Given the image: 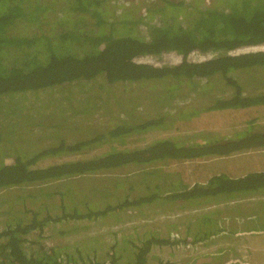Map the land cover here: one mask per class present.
I'll list each match as a JSON object with an SVG mask.
<instances>
[{
  "label": "trees",
  "instance_id": "obj_1",
  "mask_svg": "<svg viewBox=\"0 0 264 264\" xmlns=\"http://www.w3.org/2000/svg\"><path fill=\"white\" fill-rule=\"evenodd\" d=\"M134 4L141 7L137 20L131 18ZM119 5L124 10L115 15ZM167 57L172 64L164 63ZM263 71L264 0H0V264H149L153 247L207 246L229 232L263 234L260 216L251 218L255 225L239 220V226L230 230L219 223L228 215L219 217L223 212L218 208L191 215L202 207L264 193L263 166L242 175L221 169L207 173L204 181L193 174L185 181L177 174L179 178L168 184L158 169L189 164L197 171L198 161L235 153L259 158L264 130L251 129H257L254 123L264 116V90L247 93L245 88ZM241 73L247 74L237 76ZM216 79L223 82L226 95L196 102L188 110L187 101L176 104L191 92L180 90L181 84L201 90ZM125 84L137 93L119 91ZM146 85L150 87L142 93L140 87ZM99 108L112 115L109 126L99 128L92 120ZM220 111L248 113L249 119H243L246 130L235 138L210 139L207 132L194 136L193 143L165 138L140 148L116 146L87 159L65 160L105 141H124L157 129H195L191 122ZM73 130L83 136L71 143L67 134ZM40 141L47 146L38 147ZM21 146L31 150L21 151ZM128 167L130 172L118 173ZM89 176L110 182L106 189H94L90 197L94 207L88 202L82 204L84 209L72 206L59 218L48 210L43 215L24 206L15 209L24 197L40 205L43 198L56 194L72 200L76 194L71 196V179L92 180ZM135 179L142 185L130 182ZM117 180L121 188L116 194ZM65 181L60 194L47 193L48 185ZM41 185L45 188L38 189ZM136 189L142 192L132 197ZM17 190L20 195L13 192ZM2 191L13 193L11 202L4 203L8 194ZM258 206L250 212L253 216L264 213V206ZM169 212L189 213L179 222L184 239L150 231L160 226L158 217ZM108 217L115 221L104 223L113 239L104 260L98 259L95 244L56 240L87 229L71 230V223L86 219L92 227ZM142 227H149L143 237L133 235ZM128 230L132 233L126 234ZM31 234L34 237L28 238ZM224 251L219 248L216 254ZM196 259L185 264H197Z\"/></svg>",
  "mask_w": 264,
  "mask_h": 264
},
{
  "label": "rangeland",
  "instance_id": "obj_2",
  "mask_svg": "<svg viewBox=\"0 0 264 264\" xmlns=\"http://www.w3.org/2000/svg\"><path fill=\"white\" fill-rule=\"evenodd\" d=\"M131 3H137L140 0H127ZM135 1V2H134ZM216 0H213V2ZM198 1L194 2V6H197ZM136 5V4H134ZM141 7L146 5V3H141ZM139 4H137L134 7H131L134 9L133 15L131 18L137 20L138 19V12L139 9H141ZM131 8L129 9L131 11ZM138 8V9H137ZM123 11L124 8L119 6H115L114 11L115 15H119L120 11ZM119 11V12H118ZM149 19V18H148ZM149 22V20H148ZM172 60L170 57L166 58V61L164 63L172 64ZM264 72V71H263ZM251 74L258 75V72H249ZM247 73H241L237 76H245ZM260 77L257 78V81L253 82L250 87L245 88L247 93H252L254 89L258 90H264V73H261L258 75ZM261 79V80H260ZM199 81V82H205ZM201 86H209L205 85V83H202ZM150 85L142 86L141 92H146L149 89ZM119 91H122L125 89L126 93L136 92L135 88L131 84H125L123 86L118 87ZM180 90L191 91L187 94V99L181 100L179 102H176V104H180L187 101V104H185V108L188 110L189 105L190 107H195L198 105L199 102L202 101L208 102L213 97H222L223 95H226V92H224L223 88V82H220L218 79L216 81H213L211 84V87L208 88H201L200 89H191L190 87L184 86L183 84L180 85ZM137 93V92H136ZM200 93V94H199ZM202 95V97H201ZM192 97V99H190ZM124 98V95H123ZM178 98V97H177ZM176 99V98H175ZM192 103V104H189ZM175 104V106H176ZM111 113L113 115L117 114V110L114 106H112ZM254 115V114H253ZM110 114H104L102 110L99 108L94 115L92 116L94 120V123L99 125V128H103L106 126H109L111 122ZM244 117V118H243ZM249 119L248 113H235L232 111H224V112H214L210 113V115H207L205 118L200 117L198 118V122L196 124H193L191 122L190 127H194L195 129H157L152 130L148 133L142 134L138 136L137 138H125L124 141L112 140L105 141L104 145L94 148L90 152H87L85 154L80 155H71L68 157H65V160H75V159H87L90 157H93L95 155H100L104 153L105 151L111 150L110 147H116L118 146L120 149L127 148V149H134V148H140L145 145H148L156 140L165 139V138H179L182 141H186L188 143H193L194 136H199L201 134H207V132L211 133L209 136L210 139H220V138H235L238 134L241 132H244L246 129H242L244 126V121ZM109 121V122H108ZM90 123V122H89ZM189 125V124H187ZM257 129H251L252 131H263L264 130V116L257 118L256 122L254 123ZM98 130H108V129H98ZM250 130V129H249ZM38 135L43 136L44 133ZM83 136L82 133H77L76 131H69L67 134V137L71 138V143L75 140L80 139ZM40 138V137H39ZM209 139V138H208ZM41 144H38V147H45L47 146V142L40 141ZM121 144V145H120ZM21 151L28 152L31 150V147H25L21 146ZM88 151V148H87ZM264 152V150L262 151ZM248 153H235V155L232 154V156L226 157V158H212L205 161H198L197 163L200 166L197 171H192V166L189 164H183L179 167L176 166H170L169 165H163L162 167L158 169H162L161 171V178L167 179V184L171 181L175 180L177 177V174H182L185 181L190 178L191 174L197 179H200L204 181V177H206L207 173H216L220 171L221 169H227L230 170L231 174H244L252 170V167H264V153H261L259 158H253L250 156H247ZM237 156V157H235ZM159 165L156 166V168ZM131 168H123L119 169V174H124L126 172H130ZM199 176L200 178H198ZM100 176H89L88 178H93L92 180L84 179V177L80 179H71V196H74L76 194V198H73L71 200L68 199L69 197H66L64 199H60V196L55 195L54 198H43L41 200V204L37 202L34 198H27L24 197V200H20L16 202L15 209L18 210L19 206H24L27 209H35L36 211L42 212L43 210H48L51 215L53 216H60L62 211H70L71 207H77L79 209H84L85 206H82L83 203H90V207L96 206V203L93 202V200L90 199L91 194L95 188L101 189L107 187V184L109 180L104 178H99ZM114 177V176H113ZM112 178L111 180H113ZM148 180H151V178ZM136 185H142L141 179H135L134 181H130ZM110 183V182H109ZM118 184V187L116 189V194L121 188V180L119 183V180L116 182ZM113 183V184H114ZM66 181L62 184H53L48 185L46 189H48L49 192L47 193H59L62 192V190L66 187ZM112 184V183H111ZM45 185L38 186V189H44ZM136 192L133 194L132 197L137 196L142 190L139 189L135 190ZM16 192L18 195H20V190L13 191ZM144 192V190H143ZM1 193H7L6 201L9 200L11 202L10 196H13V193H9L8 191H2ZM46 194V193H43ZM42 194V195H43ZM86 198V201L85 199ZM121 199V198H120ZM91 200V201H90ZM71 201L74 203H71ZM78 204H77V203ZM258 204H262L264 206V193L258 194V195H251L247 196V198L243 200H232L226 203L221 204H213L207 207L199 208L197 211L191 212V215L198 214L200 212H207L211 209H220L219 211L223 212L222 214H219V217H228V219H223L222 221H219V223H225L227 227H230L228 229L235 230L241 222H243L245 219L247 220V223L249 225H255L256 222H251L256 216H260L262 219H264V213L257 212L258 215H254L250 212L253 210H256L259 208ZM18 206V207H17ZM88 207V206H87ZM228 208V209H227ZM230 208V209H229ZM141 210V209H140ZM139 210V211H140ZM64 212V213H65ZM232 219L229 217V213ZM45 212H42L44 215ZM175 212H169L168 215L158 217V225H160L158 228L150 231L158 232L160 235L163 236H170V239H184V227L183 225H180L179 222L181 221L180 218L181 215L188 216L189 213H175ZM183 217V218H184ZM59 218V217H58ZM218 218V217H214ZM250 218V219H249ZM251 218H253L251 220ZM241 222H238V221ZM243 220V221H242ZM115 221L114 217H108L106 219H100L97 222H94V226L89 227L88 224L90 223L86 219H84L79 224H73L71 223V230L75 228L81 229L82 226H87V229L85 230H79L77 231V236L74 232H71V234L67 237L64 235L59 236V239L56 237V240L59 242V240L63 241H69V243L72 244H95L94 247L97 250V254L99 256L98 259L104 260V257L106 256L105 250L107 247L113 242L112 238L106 233L107 228L105 224H109ZM88 223V224H87ZM105 223V224H104ZM179 224V225H178ZM127 225V224H126ZM130 225V224H128ZM231 225V226H229ZM177 227V229H175ZM244 227V226H243ZM149 227H146L148 230ZM98 230V231H97ZM147 230H144L143 227L133 230V235L135 233H139L143 237V233H147ZM55 231H58V226L55 228ZM86 233H89V237L85 238L84 236ZM132 231L128 230L126 231V234H131ZM231 232H229V236H223L216 238L214 240H210L211 244L204 246L202 243H198L194 246H190L189 248H184L182 245L178 246H165V247H153L151 251L148 254V262L149 264H185L188 260L196 259L197 264L200 262L201 264H242L243 262H246V264H264V233L259 235H248V234H237L236 236L230 235ZM30 237V236H29ZM93 237V238H92ZM148 237V235H146ZM90 238V239H88ZM133 238H135L133 236ZM82 242V243H81ZM209 241H207L208 243ZM88 247V246H87ZM224 249L225 251L216 254L218 252V249ZM27 253H29V250H26ZM118 251L117 253H119ZM121 255V254H120ZM202 256V257H201ZM201 258V259H200ZM237 262V263H236Z\"/></svg>",
  "mask_w": 264,
  "mask_h": 264
},
{
  "label": "built area",
  "instance_id": "obj_3",
  "mask_svg": "<svg viewBox=\"0 0 264 264\" xmlns=\"http://www.w3.org/2000/svg\"><path fill=\"white\" fill-rule=\"evenodd\" d=\"M32 237H34V234H31L30 237H28V238H32Z\"/></svg>",
  "mask_w": 264,
  "mask_h": 264
},
{
  "label": "crops",
  "instance_id": "obj_4",
  "mask_svg": "<svg viewBox=\"0 0 264 264\" xmlns=\"http://www.w3.org/2000/svg\"><path fill=\"white\" fill-rule=\"evenodd\" d=\"M262 153H264V152H262Z\"/></svg>",
  "mask_w": 264,
  "mask_h": 264
}]
</instances>
